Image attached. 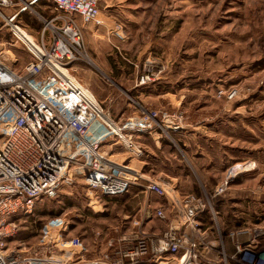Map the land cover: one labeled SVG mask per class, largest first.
Listing matches in <instances>:
<instances>
[{"label": "rangeland", "instance_id": "rangeland-1", "mask_svg": "<svg viewBox=\"0 0 264 264\" xmlns=\"http://www.w3.org/2000/svg\"><path fill=\"white\" fill-rule=\"evenodd\" d=\"M99 7L101 27L58 13L54 0H42L31 9L15 1L13 7L0 9L1 61L15 63L20 71L33 59L14 26L28 34L32 30L37 38L52 19H74L83 47L71 75L116 127L150 110L167 112L173 123L169 127L179 128L158 133L163 137L161 150L152 140L145 144L152 156L143 171L164 187L162 198L174 204V193L193 194L207 203L204 240L214 254L222 247L232 252L228 235L237 229H246L240 238H256V247L263 251L264 0H101ZM21 9L25 12L17 17ZM120 26L123 39L116 35ZM124 135L130 136L128 131ZM138 137L133 147L111 139L117 143L116 164L139 157ZM140 162L132 161L136 169L144 165ZM150 195L135 187L119 197H101L79 179L62 188L57 198L40 199L32 216L17 217L18 233L8 251L31 256L42 248L44 227L61 220L68 228L55 232V238L64 240L60 247L67 249V242L79 237L86 260H95L115 238L111 235L118 222L127 214L138 219ZM167 208L174 219L173 209ZM64 252L57 250L59 255Z\"/></svg>", "mask_w": 264, "mask_h": 264}, {"label": "built area", "instance_id": "built-area-1", "mask_svg": "<svg viewBox=\"0 0 264 264\" xmlns=\"http://www.w3.org/2000/svg\"><path fill=\"white\" fill-rule=\"evenodd\" d=\"M15 1L31 9L39 0H0V9L13 7ZM100 1L54 0V5L58 13L78 16L85 26L101 27ZM49 23L41 31L40 41L34 40L35 46L22 41L33 59L20 71L15 63L0 59V264H219L223 260L264 264V250L256 247V238H240L248 233L246 229L229 233L231 253L222 247L214 254L213 246L204 240L207 203L193 194L183 197L181 215L168 206L175 213L174 219L163 206L149 215L142 213L131 221L132 229L109 240L108 249L95 260H86L87 249L79 237L71 238L67 249L60 247L64 240L55 238V232L64 233L68 228L61 220L44 227L42 248L31 256L9 253L8 243L18 233L17 217L32 216L40 199L57 198L62 188L79 179L101 197H119L135 187L166 197L163 186L114 163L103 147L113 137L133 147L137 136L166 135L179 129L169 127L173 123L167 112L150 110L117 128L97 99L71 75L83 47L80 26L72 18L56 17ZM118 30L116 35L123 39L122 27ZM151 217L165 224L162 233L143 230ZM98 236L104 238L102 233ZM58 249L65 250L64 254H57Z\"/></svg>", "mask_w": 264, "mask_h": 264}, {"label": "crops", "instance_id": "crops-1", "mask_svg": "<svg viewBox=\"0 0 264 264\" xmlns=\"http://www.w3.org/2000/svg\"><path fill=\"white\" fill-rule=\"evenodd\" d=\"M42 3V0H39L37 3L34 4V6H37L39 4ZM23 12H25L23 9H21L20 11L17 12V17L22 14ZM93 27H87L86 30H90L92 29ZM21 29V28H19ZM28 29V28H27ZM22 30V29H21ZM24 31V30H23ZM42 30H40L38 33H36V37H34L33 35H31L30 33L32 32V30H29V34L33 37H31L28 33L27 35L29 37H31L33 39V42L34 40L36 42H39L40 41V33H41ZM26 32V31H25ZM50 38H51V35H47V41H50ZM35 44V42H34ZM162 136L159 135V134H154V135H150V136H140L137 138V142H138V145L140 146V150H141V154L139 155V157L136 156V158H134L135 156H130L129 158V161L127 160H123L121 163H117L118 165H124V166H127L132 172H135L139 175L142 176L143 179L147 180V181H154V178L145 170L143 171L144 169V166H149L150 162H148V160L151 158L152 154L149 152V148L148 146H146L145 144L147 143L148 140H152L155 145H156V148L158 150H161V142H162ZM116 142H112V140H108L106 141L103 149L106 151L107 155L109 156V158L116 163V159H115V156L116 154L113 153V148L114 146H116ZM146 154V155H145ZM144 156L146 157L147 161L145 162H142L144 161ZM139 158V159H138ZM140 160L141 164H144L142 165V167L139 169V168H135L134 167V163H132V161L134 160ZM118 162V161H117ZM175 181H178V179H176ZM177 183V182H176ZM174 195L177 197V200H175V203L174 204H171L169 201H167L166 199L162 198V197H158L156 195H150V202L149 201H146L145 203H143L144 205L141 207L142 208H139V212L140 210L143 211L142 213H146L149 215V211L150 212H153L154 209L158 208V207H165L167 208L169 205L170 206H173L175 207L179 214L181 215L182 214V202H183V195H181V193H174ZM141 213V212H140ZM141 213V215H142ZM136 215L134 217L130 216V215H125L124 218L122 219V221L113 228V230H116V233L115 234H112L111 237H120L122 234H125V233H122V232H125L126 230H131L132 229V223H131V220L132 219H137L135 218ZM138 217H139V214H138ZM166 226L165 224H163L162 222L158 221L157 219L151 217L150 220H147L144 224H143V230L147 233H162L164 230H165ZM103 234V233H102ZM108 235L109 234H103L104 237L108 238Z\"/></svg>", "mask_w": 264, "mask_h": 264}, {"label": "bare ground", "instance_id": "bare-ground-1", "mask_svg": "<svg viewBox=\"0 0 264 264\" xmlns=\"http://www.w3.org/2000/svg\"><path fill=\"white\" fill-rule=\"evenodd\" d=\"M0 15L3 16L1 13H0ZM14 30H15L16 36L21 41H23L24 43H26L29 47H32V45L35 46V44L33 42V39L27 35V32H25V31H23L21 29H14ZM127 147H128V145H127Z\"/></svg>", "mask_w": 264, "mask_h": 264}]
</instances>
